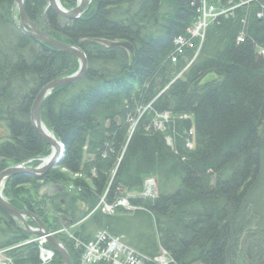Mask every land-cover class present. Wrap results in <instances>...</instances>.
Masks as SVG:
<instances>
[{
	"label": "trees",
	"instance_id": "16d2710c",
	"mask_svg": "<svg viewBox=\"0 0 264 264\" xmlns=\"http://www.w3.org/2000/svg\"><path fill=\"white\" fill-rule=\"evenodd\" d=\"M77 1L60 0L66 10ZM208 1L227 8V0ZM234 1L243 5L207 28L191 64V51L177 64L170 55L175 40L198 22V0H93L72 21L49 8V0L25 1L30 20L81 49L89 68L43 105L46 127L64 145L58 168L39 181L16 175L3 195L55 233L73 264L83 254L78 243L100 230L151 260L164 251L172 264H264V209L250 213L249 200L264 187V0ZM17 20L15 0H0V173L51 154L31 109L47 84L80 67L74 56L25 35ZM163 114L170 121L165 132L156 131ZM131 119H138L135 126ZM149 178L157 181V196L129 199L141 210H96L101 199L115 205ZM39 182L59 192L39 200ZM255 223L262 239L244 242ZM63 228L73 229L71 240L56 234ZM0 250L11 264H42L37 239L1 208ZM50 264L64 262L56 255Z\"/></svg>",
	"mask_w": 264,
	"mask_h": 264
},
{
	"label": "water",
	"instance_id": "95a60500",
	"mask_svg": "<svg viewBox=\"0 0 264 264\" xmlns=\"http://www.w3.org/2000/svg\"><path fill=\"white\" fill-rule=\"evenodd\" d=\"M26 0H15L16 13H17V25L19 29L27 36L33 38L35 41L42 43L56 51L66 53L74 56L78 59L80 67L78 72L69 77H63L56 79L47 84L37 95L33 107L31 109V123L37 132V134L52 148L51 155L43 161V164L37 168L28 167L25 165H17L10 167L0 173V208L12 218L17 227L28 235L37 237V240H42L46 243L58 255L64 264H73L70 254L65 246L50 233L45 225L32 213L22 211L15 208L3 195V189L7 181L19 174L28 176L33 179H42L52 169L59 166L63 154L64 145L54 135L50 136L47 133L46 125L42 117V109L46 99L52 94V92L60 87L73 85L83 80L88 72L89 64L85 53L78 47L60 42L41 29H39L28 17L25 11ZM92 0H78L77 6L72 10H66L61 5L60 0H49V8L55 11L63 19L72 21L82 17V15L88 11ZM125 44L116 43L115 46ZM48 160V161H47ZM27 219H32L37 224V228L30 227L27 223Z\"/></svg>",
	"mask_w": 264,
	"mask_h": 264
},
{
	"label": "built area",
	"instance_id": "2783aa9c",
	"mask_svg": "<svg viewBox=\"0 0 264 264\" xmlns=\"http://www.w3.org/2000/svg\"><path fill=\"white\" fill-rule=\"evenodd\" d=\"M229 3H233L234 0H227ZM200 6L198 7V22L188 30V34L186 36L179 37L175 41V56L173 61L176 62L178 58L182 57L183 49L194 50L195 55L193 61L198 57L201 45L197 47L195 43V38H200L201 40L205 38V33L207 28L209 27L211 20L217 19L220 15L227 14L228 12L234 10L238 6L243 5V3L232 6L228 10H224L222 12H216L215 7L209 6L206 0H198ZM239 42L243 41L242 36L238 40ZM264 52V51H263ZM142 115V114H141ZM140 115V116H141ZM161 119H166L167 115H160ZM137 121L134 122L132 119L131 123L133 126L136 125ZM155 129L163 132L164 131V124L162 121L160 123L155 124ZM193 134L192 132L190 133ZM186 146L191 149V142L188 141ZM147 184L149 186H154V181L147 180ZM119 206H129L127 200L120 199L117 201L115 205H106L107 211H115V209ZM130 208V207H128ZM44 243L42 242L41 245ZM78 246H82L83 255L79 264H100V263H111V264H147L150 261H154L158 264H171L173 261L170 259L169 256L164 252L163 254L159 255L155 259L151 260L147 256L139 253L135 249L127 246L121 238L113 237L108 232L103 231L99 232L95 239L86 244L78 243Z\"/></svg>",
	"mask_w": 264,
	"mask_h": 264
},
{
	"label": "rangeland",
	"instance_id": "374dc122",
	"mask_svg": "<svg viewBox=\"0 0 264 264\" xmlns=\"http://www.w3.org/2000/svg\"><path fill=\"white\" fill-rule=\"evenodd\" d=\"M206 2H207V4L209 6L215 7L216 12H222L224 10H228L229 8H232V6L237 5V3H235V1H233V3H229L228 2L227 3V8H226L225 5L223 6L222 4H220L219 1H212V2H210V1L206 0ZM77 3H78V1H77ZM263 49L264 48H262V50ZM193 58H194V56H193ZM193 58H192L191 62H194L195 61V60L193 61ZM178 77H180V76H178ZM211 78H216V76L215 75H211V76H209L207 78V80L208 79H211ZM142 113L143 112H141V114ZM163 115H165V114H163ZM166 115H167V118L166 119H163V118L161 119V117H158L157 116L156 121H155V124H158V123H160V121H162L163 124H164V126H165V128H166L168 122L170 121L169 115L168 114H166ZM183 118L184 119H187L188 117L187 116H184ZM131 121H132V119L129 122H131ZM135 121H137V120L134 119V122ZM131 125H133V123H131ZM155 126L156 125H154V129H155ZM165 128H164V131L163 132H165ZM156 131H158V130H156ZM190 142H191V147L194 148L193 141H190ZM167 143H168V145L172 146V141H171L170 138H167ZM193 148H191V149H193ZM51 153H52V148H51ZM48 157H46V158H48ZM46 158H42V159L36 160V161H30V162L24 163L22 165H25V166H28V167H32V168H37V167H39V166H41L43 164V161ZM57 168L58 167H56L54 169H57ZM151 179L154 181V186L153 187L152 186H149L147 184L148 183L147 180H151ZM36 180H38V179H36ZM39 180H41V179H39ZM147 180L145 181L143 187H141L139 189H136V190H133L131 192H127V193L124 192L123 198H121V199L127 200V202L129 203V206H127V207H125V206H119L118 208H121L122 210L129 211V212H133L134 213V212H136L138 210H141V208L134 207V206L130 205L129 199L131 197L155 198L157 196V193H158L157 181L154 178H149ZM39 184L42 185L40 187V189L37 191V198L39 200H46V199H48L50 197H53L54 195H56L59 192L58 188L56 186H54V185H44L42 182H39ZM24 188L32 189V186L31 185H26V186H24ZM249 200H250V203H252V204L255 205V207H254V205L251 207L250 213H253L255 211V208H257V209H259V211H261L262 209L259 206H263V209H264V187L262 186L260 188V190L257 191V193L255 194V196L253 195ZM106 205L107 204L105 203V199L103 198V199H101V201H100L99 205L97 206L96 210H102V212H104L107 215H115L114 211L111 210L109 212V211L106 210ZM128 207H130V208H128ZM83 209H84V207H83ZM28 220L29 219H27V223H28ZM255 224L254 225L252 224V226L249 227V229L246 230L247 233L246 234H243L242 239H243L244 242H246L247 239H251L253 242L262 239V238H260L262 236L261 233L258 234L257 236H256V234H254L255 232H257V231L259 232L261 230V227H259V225L257 223H255ZM32 228L36 229L37 227H32ZM72 232H73V229L63 228V229L57 231L56 234L57 235L59 234L61 236L64 235L67 238V240H71L73 238L72 237L73 236ZM99 232H103V230H100V231L95 232V237H96V235ZM35 238L37 239V237H35ZM37 241L39 242V245H40V258L42 257L43 260H45L44 258H46V259L49 258V259H47L46 264H50L55 259L56 254L54 253V251L52 249H49V248L45 247L46 246L45 244L44 245H41V243L43 242L42 240L41 241L40 240H37ZM163 253H164V251L161 252V254H163ZM166 256H168V255H166ZM11 263H12V259L7 254V250H0V264H11ZM42 264H45V263L42 262ZM100 264H111V263H100Z\"/></svg>",
	"mask_w": 264,
	"mask_h": 264
},
{
	"label": "bare ground",
	"instance_id": "6f19581e",
	"mask_svg": "<svg viewBox=\"0 0 264 264\" xmlns=\"http://www.w3.org/2000/svg\"><path fill=\"white\" fill-rule=\"evenodd\" d=\"M92 2H93V0H92ZM242 3V2H241ZM241 3H239V4H241ZM92 4V3H91ZM239 4H237V5H239ZM91 6V5H90ZM236 6V5H235ZM242 6V5H241ZM241 6H238V7H241ZM237 7V8H238ZM216 21V19L215 20H211V23H210V25L211 24H213L214 22ZM209 25V26H210ZM205 36H206V33H205ZM206 38V37H205ZM205 38L204 39H200V38H195L194 40H195V43H196V45H197V47L199 46V45H201V49H202V46H203V44H204V42H205ZM178 39V38H177ZM176 39V40H177ZM175 40V41H176ZM176 48H175V43H174V51L171 53V55H170V60H171V62H172V64H177L178 62H179V60L181 59V58H184L185 56H186V53H190V51L193 53V56L195 55V51L194 50H189V49H183V54H181L182 55V57H180V58H178L177 59V61L176 62H174L173 61V58H174V56H175V53H176V50H175ZM201 49H200V52H201ZM264 50V49H263ZM263 50L262 49H260L259 50V55H261V56H263L264 57V52H263ZM200 52H199V54H200ZM193 58V57H192ZM192 62H190V64H191ZM189 64V65H190ZM188 65V66H189ZM188 66H187V68H188ZM186 68V69H187ZM185 69V70H186ZM184 72V71H183ZM182 72V73H183ZM46 130H47V133L50 135V136H52L53 134L51 133V131L46 127ZM44 160H46V159H44ZM48 161V160H47ZM37 227V226H36ZM52 234H54L55 235V233H52ZM45 260H43V258L41 257V261L43 262V263H45L46 264V262H47V259H49V258H44ZM173 263V262H172ZM171 263V264H172Z\"/></svg>",
	"mask_w": 264,
	"mask_h": 264
}]
</instances>
